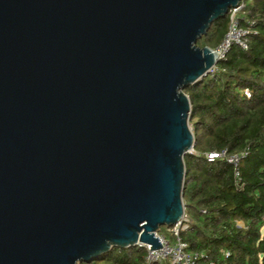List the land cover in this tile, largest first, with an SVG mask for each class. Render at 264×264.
I'll return each instance as SVG.
<instances>
[{
  "label": "water",
  "instance_id": "water-1",
  "mask_svg": "<svg viewBox=\"0 0 264 264\" xmlns=\"http://www.w3.org/2000/svg\"><path fill=\"white\" fill-rule=\"evenodd\" d=\"M241 1L0 0V264L162 248L219 62L197 41Z\"/></svg>",
  "mask_w": 264,
  "mask_h": 264
},
{
  "label": "trees",
  "instance_id": "trees-1",
  "mask_svg": "<svg viewBox=\"0 0 264 264\" xmlns=\"http://www.w3.org/2000/svg\"><path fill=\"white\" fill-rule=\"evenodd\" d=\"M244 13L254 21L251 26L242 22L253 31L248 49L233 47L217 63V71L185 89L197 154L184 157L183 202L189 225L180 238L188 252L205 253L214 264H264V0L248 1ZM228 27L227 14L197 46L217 49ZM244 150L248 155L237 168L238 176L233 165L210 163L205 156ZM146 256L140 246L115 247L83 264H145Z\"/></svg>",
  "mask_w": 264,
  "mask_h": 264
},
{
  "label": "built area",
  "instance_id": "built-area-1",
  "mask_svg": "<svg viewBox=\"0 0 264 264\" xmlns=\"http://www.w3.org/2000/svg\"><path fill=\"white\" fill-rule=\"evenodd\" d=\"M251 0H242L237 7L230 9L228 12L229 16V27L226 36L222 43L214 51L215 57L220 61L226 57L233 47H239L242 50H247L250 41V35L253 31L249 28H244L242 22L251 26L254 21H249L245 16V9L247 2ZM217 71L216 66L212 68L211 73ZM247 98L251 97L248 90L244 91ZM190 154L196 155L197 153L192 150ZM248 155V151L244 150L238 154H228L226 151L223 152H210L205 154L208 162L213 163L217 160H223L234 166L236 169V176H238L237 168L243 158ZM189 218L186 214L181 218L177 225L171 227L169 232L172 235L173 242L168 241L164 235H161L160 231L156 234L162 248L158 250L152 249L150 245L139 244L138 246L143 247L147 250V256L145 264H214L209 262V257L205 253L200 252H188V244L182 241L180 238L181 231L188 228ZM161 230V229H160ZM225 257H229L228 251H222Z\"/></svg>",
  "mask_w": 264,
  "mask_h": 264
},
{
  "label": "rangeland",
  "instance_id": "rangeland-1",
  "mask_svg": "<svg viewBox=\"0 0 264 264\" xmlns=\"http://www.w3.org/2000/svg\"><path fill=\"white\" fill-rule=\"evenodd\" d=\"M190 127H191V130L193 131V127L191 126V124H190ZM238 226H241L240 223L238 224ZM169 229H170V227H168V226H162L160 233H161V235H164L168 241L173 242L172 235L169 232Z\"/></svg>",
  "mask_w": 264,
  "mask_h": 264
}]
</instances>
